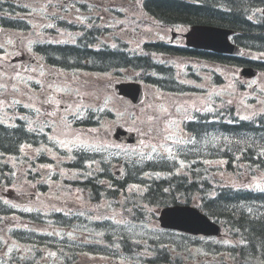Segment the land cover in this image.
<instances>
[{"label": "trees", "instance_id": "1", "mask_svg": "<svg viewBox=\"0 0 264 264\" xmlns=\"http://www.w3.org/2000/svg\"><path fill=\"white\" fill-rule=\"evenodd\" d=\"M138 2L140 4L142 2L141 7L146 14L154 17L164 27L196 24L225 26L241 32L236 34L235 39L244 48L264 51V34L261 26L254 25L247 18L256 7L262 6L264 0H258L256 4H253L252 0H138ZM0 10L8 14L15 13L12 4L7 1H1ZM2 21L4 26L14 29H26L25 26L28 25L11 16H3ZM56 21L62 25L64 20L57 18ZM148 22L146 18L129 17L120 27L144 28L149 26ZM61 27L67 28L68 26ZM77 30H80L82 34L80 33L81 35L77 37L76 44H47L41 41L36 43L34 48L44 55L49 64L66 71L108 72L131 67L141 72L140 77L143 80L156 84L163 81V77L168 80L175 79V77L170 67L157 62L152 53L186 56L201 53L194 49L172 46L165 49L163 45H153L148 47V55L138 56L123 50L121 43L119 47L111 48L108 45H102L101 48L96 49L94 45L99 39V32L93 27H80ZM202 54L207 60L230 67L253 64L252 61L238 56L212 52ZM150 73L161 76V78L154 77ZM225 106L230 120L229 123L223 124L226 131L224 150L222 152V146L216 147V143L211 144L210 149L214 157L218 155L215 158L224 159L227 171L231 174L228 175L235 183L226 177L216 179L218 178V167L208 170L209 167L204 169V166L200 168L194 164L191 171L187 169V173L179 174L178 167L176 168V165L167 160L160 161L159 165L152 162L144 167L129 166L126 176L117 177L111 169V164H104L105 169L98 171L99 167L93 162L95 158L93 154L84 152L73 162H63L64 179L62 185L56 188L62 190L65 209L68 210L63 212L64 223L71 225L75 221V214L79 208L81 215L89 213L91 217L83 218V220L94 221L92 215L95 212L109 216L107 210H102L100 207L103 195L107 194L105 198L120 207H122L120 196H124L127 206L125 204L123 206L126 209L123 207V210L116 214L129 223L128 227L120 228L118 225H113L103 228L88 227L81 230H89L91 233H96L97 230L105 231L110 241L114 244L118 241L120 248L122 247L128 253H152L157 256L156 258H145L143 261L145 264H156L160 260L169 264H182L185 259V254L182 253L184 246L192 247L197 244L189 242L185 239L186 236L176 237L175 232L168 231L172 233L168 234L169 236L156 235L152 230L131 225L141 223L143 217L147 215L139 202L132 198L144 200L155 206L179 201L197 202L210 216L224 225L231 237L227 244L218 245L212 242L202 244L200 253H198L199 258L210 257L211 261L207 264H252L253 259L264 260V185L262 188L253 190L236 189L238 188L237 182L242 178H251L255 174L264 176V114L261 112L255 119L251 118L237 123L233 122L236 118L234 107L227 102ZM17 114L10 120H5L0 110V190L23 189L37 181L39 174L30 169L28 165L33 158L25 151L23 152V147L27 144L48 143L49 140L45 131V128L48 130L50 127L47 121L36 120L33 117L37 114L30 113L22 105H18ZM107 114L109 113H104L99 108L83 109L81 110L83 119L76 123L88 125V123H93L96 117V125H99L101 119ZM200 154L201 156H192L194 163L198 160L206 162L209 159V156ZM101 162L106 163L103 159ZM142 169H145L152 177H141ZM190 172L193 174L192 179L188 175ZM60 177L57 174L56 178L60 179ZM104 179L109 180V186L103 184ZM132 183L144 186V190L139 193L132 191L129 189ZM213 189H218L216 197L211 196ZM56 197H60L58 192H56ZM77 198L81 200V203L76 200ZM71 205L74 207L69 209ZM13 214H18L17 210L7 207L0 201V217ZM19 214L25 220L30 218L35 221L41 220L39 212H34V214L19 212ZM55 215L58 220L56 212ZM41 237L34 235L36 242L40 241ZM50 245L55 246L64 256L61 264H73L78 253V246L75 242H70L65 235L64 241L59 242L58 245ZM115 247L121 250L116 245L113 246ZM109 249L112 247L104 245L100 251H109ZM176 252L178 254H175ZM40 258L41 251L35 247L33 261H39ZM187 259L189 258L186 257ZM130 260L136 263L141 261L139 258H130Z\"/></svg>", "mask_w": 264, "mask_h": 264}, {"label": "rangeland", "instance_id": "2", "mask_svg": "<svg viewBox=\"0 0 264 264\" xmlns=\"http://www.w3.org/2000/svg\"><path fill=\"white\" fill-rule=\"evenodd\" d=\"M55 0H17L26 4L29 8L30 16L27 19L33 24L34 31L20 32L17 30L6 29L0 27V104L4 106H12L16 102H22L33 108L41 110H48L55 119L53 126V136L58 141L61 148L72 152L76 148L85 149L99 145H106L107 147L117 146V137L115 128L123 126V129L138 131L144 133L145 140L143 146L152 150L160 146V150L166 153L171 149V142L178 144L182 141L184 128L179 122V114H182L184 107L191 103H200L204 98L211 95H221L222 97L234 96L235 87L231 81V77L238 75L239 70H227L216 65H212L204 60L195 61L187 57H171L169 60L176 68L178 78L189 84L197 86L199 89H206L205 93H189L181 95H173L165 93L158 88L149 85L146 89L147 100H143L140 104L125 99L123 96L117 95L115 91V84L120 79H130L136 75L135 72H125V76L112 74H90L84 73L81 77L72 76L70 74H60L56 69L47 70L43 66L41 57H37L31 50H27L26 46L33 44L40 40H45L47 37L44 34L45 28H50L52 16H45L46 13L53 11V4ZM64 2L63 0H60ZM79 0H73L72 5ZM90 8H93V14L101 16V18L108 23L115 22L113 17L116 11H122L125 15L135 14L136 17L142 16L140 9L137 8L135 0H87ZM69 11L68 18L77 21H83V16H78L76 9ZM79 10V9H78ZM126 12V13H125ZM262 12V9H261ZM137 13H139L137 15ZM176 32L185 33L186 27H178L174 29ZM130 30L119 32L117 35L124 40H131ZM172 29H162L158 27H149L143 30L142 33L136 34L139 37L144 34L146 37L171 39ZM63 41H71L72 34H59L58 37H52ZM109 43H113L112 39H105ZM133 41V40H132ZM137 43V42H134ZM176 43H179L178 40ZM25 45V47H23ZM253 53H249L251 56ZM37 57H35V56ZM34 61V62H33ZM197 63V64H196ZM194 64V65H193ZM188 66H191L201 74L203 79L196 82L193 79H187ZM46 69V70H45ZM220 72L224 78L229 81L228 84L216 85L212 83V72ZM207 74V75H206ZM206 76V77H204ZM246 80L251 86L250 90H245L244 93L238 95L237 103L239 109L242 110L241 116H248L254 107H264V74L255 79ZM33 84H37V88L33 90ZM255 101H251L249 99ZM91 104L93 107H106L112 110L111 118L103 119L102 124L97 127L80 129L65 122L69 114H75L83 106ZM201 105V104H199ZM62 106H71L68 112L61 109ZM182 111L180 112V110ZM260 110V109H259ZM179 112V114H178ZM61 116V122H56L57 118ZM183 116V115H182ZM148 130V131H146ZM119 135L122 130H118ZM215 132H213L214 138ZM207 135V134H206ZM133 141V140H131ZM186 142H182L184 144ZM125 146V145H123ZM201 148L205 147L202 142ZM39 152V151H38ZM31 154H35L36 150L31 149ZM49 157L58 159L57 154L47 150ZM43 175L48 176L50 170L56 169L52 166H39ZM51 174V173H50ZM57 186V185H56ZM54 187V186H52ZM4 193V196L16 203L29 204L30 209L36 208L38 205L44 206L50 203L51 205H58V200L52 193H44L39 195L35 202H31V194H36L33 189H22L12 193ZM32 204H31V203ZM21 206V205H20ZM46 209V208H45ZM4 221L7 224H14L13 219ZM151 227L160 228L159 222L156 221L151 224ZM51 232V231H50ZM54 233H59L53 231ZM225 237H221L220 241L224 242ZM6 244V240L4 242ZM20 249V243H14ZM24 251L27 247L23 245ZM7 249V252L9 251ZM198 252L197 247H192L191 254ZM150 253H147L149 258ZM107 263L106 258L83 256L80 258L78 264H104ZM189 262L188 264H193Z\"/></svg>", "mask_w": 264, "mask_h": 264}, {"label": "water", "instance_id": "3", "mask_svg": "<svg viewBox=\"0 0 264 264\" xmlns=\"http://www.w3.org/2000/svg\"><path fill=\"white\" fill-rule=\"evenodd\" d=\"M230 34L231 30L225 28L194 25L187 34L188 44L217 52H238L239 49L229 40ZM119 136L118 131L117 138ZM129 136L128 142H138L133 135ZM161 220L163 226L166 227L178 228L194 233L220 234V227L218 225L212 223L205 215L191 207L176 206L166 208L163 210Z\"/></svg>", "mask_w": 264, "mask_h": 264}, {"label": "flooded vegetation", "instance_id": "4", "mask_svg": "<svg viewBox=\"0 0 264 264\" xmlns=\"http://www.w3.org/2000/svg\"><path fill=\"white\" fill-rule=\"evenodd\" d=\"M0 264H1V262H0Z\"/></svg>", "mask_w": 264, "mask_h": 264}]
</instances>
